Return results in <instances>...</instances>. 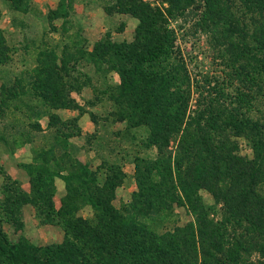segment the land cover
I'll use <instances>...</instances> for the list:
<instances>
[{
    "label": "trees",
    "instance_id": "trees-1",
    "mask_svg": "<svg viewBox=\"0 0 264 264\" xmlns=\"http://www.w3.org/2000/svg\"><path fill=\"white\" fill-rule=\"evenodd\" d=\"M112 1L108 14L122 13L140 21L135 40L121 47L99 43L95 49L103 57L118 60L115 69L122 86L115 101L126 98L134 111L130 119H137L136 126L149 127L150 144L164 155L171 137L180 135L177 159L166 162L170 185L162 187L166 193L159 194V185L152 182L153 170L144 173L137 166L139 200L122 213L112 205L117 179L107 175L100 183L97 174L75 157V171L63 164L54 171L42 167L35 173L30 168L31 194L6 186L0 224L7 222L22 231L24 224L15 215L32 204L43 224H63L73 238L62 246H36L25 237L11 241L1 225L0 264H260L250 257L258 253L264 259V196L257 190L264 182V110L255 106L264 109V0H165L169 9L153 8L143 0ZM17 4L24 12L29 10L27 0ZM190 6L200 8L202 31L219 58H229L230 75L226 78L236 86L231 99L236 110L224 106L215 118H208L207 126L197 123L196 130L189 115V75L185 68L175 69L178 78L174 66L164 67L174 55L175 43L167 28L168 17ZM61 103L54 107L68 108ZM245 108L248 112L257 109L258 120L238 118V109ZM229 128L236 131L234 137L244 135L249 141L253 159L242 156L239 144L231 138L218 135ZM61 159L67 158L62 155ZM62 171L68 175H61ZM57 176L65 181L68 192L59 210L54 203ZM169 190L174 191L173 196L166 195ZM201 190L210 191L223 204L224 223L209 219L205 209L191 202V193ZM103 196L105 200H101ZM80 202L99 210L95 225L75 216ZM175 205L189 210L195 222L162 235L139 223L142 217L160 215ZM243 223L245 236L229 233L230 226L235 230L243 228ZM245 255L250 256L248 260Z\"/></svg>",
    "mask_w": 264,
    "mask_h": 264
},
{
    "label": "rangeland",
    "instance_id": "rangeland-1",
    "mask_svg": "<svg viewBox=\"0 0 264 264\" xmlns=\"http://www.w3.org/2000/svg\"><path fill=\"white\" fill-rule=\"evenodd\" d=\"M20 1H0V202L6 199V186H16L22 191L20 181L8 178L19 179L24 170L29 174L30 168H33L35 173L42 167H49L54 171L62 164L66 169L75 171L72 167L73 157L77 159L81 155L83 158V150L88 152L89 149L94 151L95 155L91 152L92 157L79 161L87 165L93 174H97L100 183L105 182L107 175L117 179L115 202L112 205L119 212L125 213L133 201L139 200L137 166L140 172L145 173V169L153 170L151 178L154 184L159 185L158 193H166L163 188L167 184L170 185L166 162L171 158L177 159L180 135L171 137L164 155L159 153L157 146L150 144L149 127L136 126L137 119H130L129 115L134 111L128 106L126 98H120L119 103L115 101L120 97L118 89L122 86V77L115 69L118 60L113 56L103 57L95 49L99 43H111L117 47H121L123 43H132L140 21L122 13L108 14L112 0H89L92 8L88 15L89 20L80 23L86 24L84 29H73L67 36V27L58 30L53 28V24H61L57 17L63 13L71 11L75 14L73 8L66 9L64 5L57 15L49 12L50 9L47 10L46 15L43 13V21H40L42 27L38 31L30 23L31 16L27 18L30 10L24 6V12L23 6H18L17 2ZM143 1L153 8L169 9L165 0ZM99 8L107 14L105 19L97 15ZM199 10V7L190 6L168 17L167 28L175 37L174 55L164 64V67L168 64L174 66V71H182L185 68L189 75V115L194 119V130L197 129V123L201 124V127L207 126L205 122L208 118H215L220 110H224V106L236 110L231 101L236 86L227 79L230 75L229 58L226 55L225 58H219V52L211 44L207 33L202 31ZM25 15L27 16L24 17ZM54 19H57V22H54ZM67 24L75 22L71 20ZM56 30V35H52ZM76 36L78 41L71 43L73 47H69L68 52V47H65V54L62 56V45L59 43L63 42L64 38L73 37L77 40ZM176 75L179 78L180 73ZM82 88L86 89L83 94L80 93ZM78 94L83 95V107L77 103V100H81ZM58 100L68 106V109L77 111L75 114H88L97 132L85 135L82 142L73 145L69 139L79 136L78 118L66 121L60 119L56 113L59 108L54 107L59 104ZM255 106L261 111L264 110L259 104ZM257 109L250 112L247 108L238 109V118L250 117L258 120L260 115ZM65 114L69 116V112ZM225 118L222 117L223 120ZM46 119L48 123L44 124ZM235 134L236 131L230 128L218 132L219 136H226L239 144L242 156L253 159L254 153L249 141L244 135L236 138ZM30 150L32 157L34 156L32 161ZM43 152L46 155H41ZM62 155L66 156L65 161L61 159ZM206 165L211 167L209 163ZM65 173L68 175L67 171ZM257 190L264 196V182ZM166 195L173 196L174 191ZM190 199L191 202L197 203L199 208L205 209L209 219L216 223L225 222L226 210L210 191L191 193ZM101 200H105V197ZM62 202L63 199L57 210L62 207ZM30 205L19 209L15 215L24 224L22 231H17L7 222L0 224L11 241L16 242L25 237V227H28L29 238L39 246H62L69 238H73L63 224H43L37 215L36 207ZM98 214L99 210L86 202H80L79 209L75 212L77 219L85 220L91 225H95ZM194 222L195 217L189 210L176 205L160 215L142 217L139 221L157 235L174 232L176 228ZM244 228L245 223L243 228L235 230L230 226L229 233H235L236 237L240 238L245 236ZM249 257L245 255L244 259L248 260ZM250 260L264 264L263 256L258 253H253Z\"/></svg>",
    "mask_w": 264,
    "mask_h": 264
},
{
    "label": "crops",
    "instance_id": "crops-1",
    "mask_svg": "<svg viewBox=\"0 0 264 264\" xmlns=\"http://www.w3.org/2000/svg\"><path fill=\"white\" fill-rule=\"evenodd\" d=\"M28 3V7L30 12L25 15L24 17L27 16V18H29L31 16V20L33 21H29L34 28H36L38 31H40L41 27H42V22L43 21V13L44 15H46V11L49 10V12H52L53 15H57L59 9H61V7H63L64 5H66V9L67 7L73 8L75 10V14H73V12L68 11L66 14H62V16H58L57 19L61 20V24H53V28L54 29H58L61 30V28L67 27L69 29V31L65 32V34L68 36V34H71L73 29H84V26L86 24H80L85 23L87 20H89V12L91 11V4H89V0H27ZM65 7V6H64ZM97 15L101 16L102 19H105L107 14L104 12V10L102 8H99L97 11ZM23 19V18H22ZM57 19H54V22H57ZM71 20H73L75 22V24H67L70 23ZM59 22V21H58ZM94 23V21H93ZM73 25H75V27H73ZM56 27V28H55ZM56 32H58L57 30L55 31V33H52V35H56ZM77 40H74V38H64L63 42H58L60 45H62V53L61 55L63 56L65 53L63 52V50L66 48V51L68 52L69 47H73L71 43H76L78 41V37L76 36ZM69 44V45H68ZM88 45V44H87ZM71 51V50H70ZM72 52V51H71ZM61 58V56H60ZM121 83V82H120ZM86 88V87H84ZM82 88L80 93L83 94L84 93V89ZM80 99L83 97V95L78 94L77 95ZM82 100V99H81ZM78 101L77 103L79 104V106H84L82 102H84V100L82 101ZM86 105V104H85ZM65 112H69V116L67 114H65ZM75 112L73 109H68V108H59L57 109L56 113L57 115L60 117V119L66 121L68 119H75L78 118V126L80 128L81 131V135L77 136V137H71L69 140L73 145H78V142H82L81 140L83 139V137L85 135H92L93 133L95 134L97 131L95 124H93L90 120H89V115L88 114H82V115H78L75 114ZM44 120V118L42 119ZM48 123V120L46 119V121H44V124ZM29 146V145H28ZM80 147H82V145H80ZM32 149V146H31ZM90 150V149H89ZM85 151L83 150L84 156L83 158H81V155L78 156V160H83V159H87L92 157L91 152L93 153V155H95L94 151ZM31 151V161H32V150ZM34 152V151H33ZM17 155V153H16ZM30 161V162H31ZM61 175H66L65 171L61 172ZM9 180L11 179L12 181H20L21 184V189L24 193L26 194H31V183H30V177L29 174L25 172L22 176H19L18 178H8ZM55 187H56V192H55V196H54V201H55V205H56V209H58V204L61 203L62 199L65 198V196H67V187H66V183L65 181L61 178V177H56L55 178ZM115 200V199H114ZM113 200V202H115ZM27 206H31V205H27ZM35 217V216H34ZM52 227V226H51ZM28 231V227H25L24 230V236L29 239L32 243H34V245L39 246V244L35 243L34 240L29 238V235L27 233ZM41 246V245H40Z\"/></svg>",
    "mask_w": 264,
    "mask_h": 264
}]
</instances>
